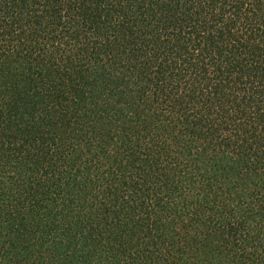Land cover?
<instances>
[{"label": "trees", "instance_id": "obj_1", "mask_svg": "<svg viewBox=\"0 0 264 264\" xmlns=\"http://www.w3.org/2000/svg\"><path fill=\"white\" fill-rule=\"evenodd\" d=\"M0 264H264V0H0Z\"/></svg>", "mask_w": 264, "mask_h": 264}]
</instances>
